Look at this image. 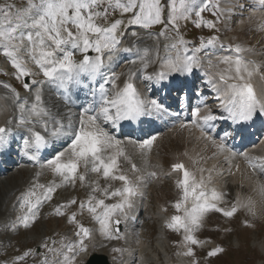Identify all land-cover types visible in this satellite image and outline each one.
I'll return each mask as SVG.
<instances>
[{"label": "snow or ice", "instance_id": "6c2138e0", "mask_svg": "<svg viewBox=\"0 0 264 264\" xmlns=\"http://www.w3.org/2000/svg\"><path fill=\"white\" fill-rule=\"evenodd\" d=\"M248 2V11L264 12V0ZM237 7L243 23L245 4L240 0L0 3V57L12 69L0 75L14 79L26 93L22 96L11 83L0 81V100L10 102L13 111L12 118L0 126V151L17 142L20 154L37 169L22 190L14 189L10 194L15 197L12 208L17 214L0 225V251L9 246L2 237L20 229L30 230L42 208L51 203L59 190L85 193L83 198L71 196L53 205L49 213L64 218L71 228L69 233L42 237L35 248L10 257L6 264H27L29 258L33 264H77L88 252L95 234L108 242L126 240L129 222L137 219L138 200L145 195L143 189L159 176L155 171L142 174L125 141L117 139L111 130L144 116L170 114L157 99L141 92L142 81L160 91L174 87L179 92L200 73L202 85L218 101L220 112L226 114H215L201 97L203 107L190 110L191 119L179 123V129L188 130L190 135L198 131L196 140L204 142L203 151L211 147L213 152L195 157L185 152L192 168L181 161L170 165L169 175L177 176L178 198L171 205L176 214L163 227L182 234V240L174 246L184 250L177 255L189 258L190 264H200L195 248H203L211 241L199 239L197 233L202 231L209 214L219 213L231 219L244 209L255 216L250 199L237 197L229 207H221L229 203L228 193L214 186V174L223 173L215 164L210 168L203 166L219 155L227 161L240 156L254 174L264 176V157L232 151L226 143L230 132H224L219 139L209 132L215 130L218 120L244 124L264 117V100L253 85L257 76L264 82V71L247 58L248 54H255V46L240 42L225 46L218 35L219 25L231 21L237 15ZM204 13L211 18H205ZM189 21L196 29H207L210 34L197 37L198 42L186 39L181 29ZM251 31L264 33V19ZM121 53L129 54L126 70L117 72ZM149 68L154 70L149 72ZM80 89L87 90L88 99L79 113L70 107L62 112L46 102V92L55 90L56 96L69 105L74 90ZM188 101L186 94L183 99L178 97V108L188 110ZM156 139L151 136L127 143L139 150L147 164ZM125 165L130 167L126 169ZM235 167L239 171V165ZM229 173L233 174L230 169ZM45 175L51 177L47 183L41 182ZM84 216L97 227L85 226L78 219ZM245 226L255 227L248 222ZM112 252L121 256L128 252L131 256L127 248L113 247ZM223 252L217 246L207 251L205 258Z\"/></svg>", "mask_w": 264, "mask_h": 264}, {"label": "rangeland", "instance_id": "374dc122", "mask_svg": "<svg viewBox=\"0 0 264 264\" xmlns=\"http://www.w3.org/2000/svg\"><path fill=\"white\" fill-rule=\"evenodd\" d=\"M236 1V0H235ZM245 4H248L247 6H245V9H248L249 7H251V5L249 4L248 1L244 0ZM247 2V3H246ZM0 3H4V0H0ZM244 13H246L245 16H243V21H246L247 24L245 25H249V23H252L251 19V13L254 14L253 16L256 15V13L260 14H264V12H251V11H244ZM243 13V14H244ZM209 15L208 13L204 14ZM262 18L264 17L263 15H261ZM249 17H251V19H249ZM211 18V17H208ZM235 18V22H233L229 27V29H226V23L225 26L224 24L219 25L220 27V38L223 39H229L232 43H236V42H240L243 43V41L246 42L245 46H255L256 51L258 52L256 55H263L264 53V40H261V37L264 35V33H258L257 35H255L254 31L251 30H243L242 31V23L241 22V17H232ZM191 27L190 30H188V32L191 34H197V32H199V29H196L192 24L189 25ZM224 28V31H223ZM193 29V30H192ZM203 31H207V33H209V31L207 29H202ZM185 34V33H184ZM197 36L195 35L193 41L194 42H198L197 41ZM228 40V41H229ZM261 40V41H260ZM229 41V42H230ZM264 56V55H263ZM264 58V57H263ZM264 61V59H262ZM120 66L123 68H116L115 70L117 72L122 71L125 66L126 63L122 62L120 63ZM11 72L12 69L10 68V66H8L4 60L3 57H0V72ZM0 77H2L4 79V82H8L11 83L13 86H15L16 88L19 89V91L21 92V95H26V93H24L23 89L20 87V85L14 80L11 79L9 76H5V75H0ZM162 135V136H161ZM159 138L156 139V141L154 143H156L158 141L159 143V147L155 148V155H158L161 152V147L163 149H166V145L171 143L173 146H178L180 147V140H171L169 143L166 142V144H164V140L167 141L169 140V136L167 138V136H165L166 134H161ZM199 134H193L192 137L195 136V138L198 136ZM167 138V139H166ZM189 141L192 144L196 143V140L193 138H190ZM197 147H203L204 146V142L203 141H197ZM187 145V144H185ZM154 146V145H153ZM183 146V145H182ZM132 150L131 153V157L132 160H143V158L139 155H141L139 153V150L134 148H130ZM158 151H157V150ZM168 149V148H167ZM175 155V154H174ZM151 155H149L150 157ZM171 156V155H170ZM182 156V155H181ZM139 157V158H138ZM166 157H167V153H166ZM159 160V159H158ZM166 163V162H165ZM219 164V163H218ZM222 166V165H221ZM233 167V163H227L225 165L224 169H227V175L224 173L223 174V178H226L228 180H223L221 179L220 176L219 180L221 183V187H222V191L224 192V189L226 191V188L228 189V193L232 192L234 190H237V192L235 191L234 196L237 198L238 193L242 196L243 200H249L251 197H253L252 194H250L249 192H244V190H242L239 186L234 185L235 183L231 181L232 177L235 176V172L234 174L229 178V169L231 170V172H233L232 170ZM163 171H165L164 169H162ZM220 170V167H219ZM224 170H221V172ZM21 175L23 177H25L26 171L21 170L20 174L18 172L12 173L7 176H5L6 178H14L16 180H19V178H21ZM231 175V174H230ZM49 179H51L50 175H48ZM238 178V176H236ZM42 179V178H41ZM171 180H167V186L170 187V185L173 186V182H170ZM151 182V181H150ZM228 182V186L225 188L226 183ZM237 183V182H236ZM263 184V182H262ZM231 185V186H229ZM167 186L165 185H161L160 189L161 190V194L159 196L155 195L158 192H160V190L158 188H156V186L154 185L151 190H153L151 192V197L153 200L156 201V199H160V198H164L168 200V197L170 196V192L169 189L167 188ZM2 188H0L1 190ZM156 191V192H155ZM240 191V192H238ZM242 192H244V194H242ZM84 190H72V189H68V190H59L56 193V201L57 202H63L64 200L70 198L71 196H76L77 198H83L84 196ZM163 195V196H162ZM232 197V196H231ZM230 197V198H231ZM230 204V203H229ZM0 212L2 213V210L0 209ZM17 214L16 210H13L10 212V216L9 219H14L15 215ZM50 219H45L43 220L40 219L39 221L34 223V226L32 229L30 230H24V229H20L18 230L17 233H10L8 236L6 237H2L3 242L5 244H8L9 246L4 249L2 251L3 254L2 257H0V262H2L1 260H4L7 256L9 255H19L20 253H22L23 251H25L26 249L29 248H35L38 244V241L36 240V237H38L37 239L40 240L42 237H45L47 235H54L55 233H69L71 228L69 226V228H65L64 226L62 227L63 231L60 230L59 228H53V224L54 226L56 225V227L61 223V224H66L64 222V218L62 219H55V217L52 216H48ZM210 217H213V219H209ZM78 219L81 220V222H83L84 224H86L88 226V221H91L87 216L84 217H78ZM1 220V219H0ZM60 221V222H59ZM58 222V223H57ZM245 222H249L252 224H255L256 226H258L260 229L262 230V234L259 235V237H257V230L256 228H249L250 230L247 229V227L245 226ZM150 225V223H149ZM49 226V227H48ZM89 226L91 227L92 224H89ZM48 227V228H47ZM148 227V226H147ZM147 227L146 229L143 231L144 233L147 231ZM143 229V227H141ZM197 236L199 239L201 240H209L211 241L210 243L206 244L203 248L197 247L195 248L196 254H197V259H199L200 264H264V217H259L256 219H251L249 217V213L243 214L241 212V210L231 219L225 218L223 217L221 214L219 213H211L207 216V218L205 219V223H204V227L202 229V231H200L199 233H197ZM249 236V237H248ZM13 237L12 241L10 240ZM154 233H152V238L150 242H147L150 244V248L152 250V253L155 255L157 253H159V247H157L155 245V243L153 242L154 239ZM248 237V239H247ZM10 240V241H9ZM173 240V244H172V252H173V257L171 259L176 260L178 257L183 258L187 264H190V260L187 257H184L182 255H177L178 252H182L184 249L183 248H178L175 247L174 244L179 243L182 240V234H176L173 236L172 238ZM245 242V243H244ZM105 243H110L108 241H105ZM216 244V246L222 247L224 249V252L221 254H218L216 257H211V258H205L206 257V252L210 251L211 248L210 247H214V245ZM245 244L247 245V247L245 246ZM11 245V247H10ZM245 246V248H244ZM16 249H19L20 251L17 252ZM9 251V252H8ZM145 251V249L143 250V252ZM6 252V254H4ZM117 254V253H114ZM77 264H81V262L79 261V263L77 262Z\"/></svg>", "mask_w": 264, "mask_h": 264}, {"label": "bare ground", "instance_id": "6f19581e", "mask_svg": "<svg viewBox=\"0 0 264 264\" xmlns=\"http://www.w3.org/2000/svg\"><path fill=\"white\" fill-rule=\"evenodd\" d=\"M246 1H248V0H246ZM240 2L241 3H244L245 4V2H244V0H240ZM232 3H236V1L235 0H232ZM247 3V2H246ZM248 4H245V6H247ZM222 6H228V5H226V4H223L222 3ZM250 8V7H249ZM246 11H247V9H245ZM244 10V11H245ZM244 11H243V13H244ZM236 12H237V15H240V9L237 7L236 8ZM244 15H246V13H244ZM251 15V17H252V19H251V21H252V23H249V25H245V24H247V22L246 21H243V23H242V31L243 30H245V31H247V30H251V29H254L255 27H256V25H257V23L261 20V19H264V17L262 18V16L261 15H263L264 16V14H258V13H256V15L255 16H253L254 14H250ZM233 22H235V20H234V18H232L231 19V21H228V22H226V29H229V27H231L230 25L233 23ZM241 23V22H240ZM229 26V27H228ZM255 33V35H257L258 33H256V32H254ZM261 34V33H260ZM261 40H264V35L261 37ZM260 40V41H261ZM228 45L229 44H231L228 40H226L225 41ZM264 42V41H263ZM243 44L244 45H246V42L245 41H243ZM127 58H128V56H127ZM126 58V59H127ZM152 69L153 68H149L148 69V71L149 72H152ZM126 70V69H125ZM124 70V71H125ZM138 75H139V73H138ZM144 82H146V81H142V82H140L139 83V88H142L143 87V84H144ZM253 85H254V88H255V90L257 91L258 90V85H257V79H256V77H254V79H253ZM75 92H78V90H74ZM206 91V90H205ZM3 92V90L2 89H0V93H2ZM74 95V94H73ZM78 95H81V94H78ZM211 96V100H214L215 102L214 103H212L214 106L213 107H215V105H218V101L217 100H215L214 98H213V94H211L210 95ZM45 99H46V102L50 105V106H52L54 109L56 108V107H59L60 108V110L63 112V111H67L68 110V108L70 107L71 108V110L73 111V110H77V112L76 113H79V109H80V107L78 106V103L77 102H75V103H72V104H69V105H65L64 104V102H63V100L61 99V98H58V97H55V95H54V93H53V90H49V91H47L46 92V95H45ZM217 113H218V115H221V112H220V109H218L217 110ZM12 115H13V111L11 110V107H10V102H8V101H5V100H0V126H5V124H6V121L8 120V119H10V118H12ZM160 120V119H159ZM186 130H184V132H185ZM183 132V133H184ZM178 133L179 134H182V130H179L178 131ZM197 133V132H196ZM195 133V134H196ZM199 134V133H198ZM170 138H169V140H167V141H165L164 140V144H166V142H170L172 139H173V135H171V136H169ZM168 138V137H167ZM166 138V139H167ZM175 138V137H174ZM172 143V142H171ZM171 143H169L168 144V146H173ZM156 146H158V145H156ZM197 146V145H196ZM128 148H131V147H128ZM204 150V146L201 148V151H199L198 153H203L205 156H209V155H212V152H213V149L211 148V147H209L208 149H207V151H203ZM127 151H128V149H127ZM7 152H8V149H6V153H5V155H7ZM129 152V151H128ZM198 153H196L195 155L194 154H190L189 156H192V157H195ZM247 153H249V155L250 156H253V157H264V141H262L258 146H253V148L251 149V150H247ZM179 155V154H178ZM178 155H174V154H171V162L170 163H174V162H176V161H172V160H175L176 158L175 157H177ZM159 157V156H158ZM139 158V157H138ZM178 159H181V160H183V158L184 159H186L187 160V158L188 157H186V156H184V155H179L178 157H177ZM133 161V160H132ZM159 161H161V163L163 164V161H162V158L161 157H159ZM150 162V165L149 164H145V162L144 161H140V162H137V161H133V163H135L136 165H137V167H139L140 169H141V172H142V174H147V169L150 167V166H152V170L153 171H155V172H157V165L154 163V162H152V161H149ZM234 163L235 165H239V171H237V169H236V167L235 166H233L232 167V171L233 172H231V173H233L234 174V172L236 173L235 174V176L234 177H232V179H231V181L232 182H234L235 184L234 185H237V186H239L242 190H244V192H249L250 194H252L253 195V197H251L250 198V200L252 201V203H253V208H254V212H255V216H253V215H250V217L252 218V219H256V218H259V217H264V192H262L261 191V186H264V182L262 181V179H261V177L262 176H260V175H258V174H254L253 172H252V170L251 169H249L248 167H247V164H246V162L243 160V158L242 157H240V156H237V157H235V158H233V159H231L230 161H227V160H225V157H224V155H219V156H217L215 159H213V160H209L205 165H203L204 167H206V168H210V167H212V165L213 164H215V165H217V168H218V170H219V167H220V172H221V170H224V171H222V173L224 174H226L227 175V172H226V170L227 169H224L225 168V165L228 163ZM170 163H168V164H170ZM219 163V164H218ZM222 165V166H221ZM128 167H130V166H128V165H125V168L127 169ZM190 168H192V165L190 166ZM25 171H26V173L28 174H30V176H29V178L28 177H26V179L25 178H19V180H16V179H14V178H6V177H4L3 176V178H0V188H2L1 190H0V196H1V202H0V206L2 205V203L5 201V200H7V201H9L10 199H12V201L15 199V197L14 196H11L10 194H11V192L14 190V189H19V188H22L23 186H25V184H27V182H29V180H30V178L32 177V173L28 170V169H25ZM157 174H158V176H159V173L157 172ZM197 175H199V173H197ZM229 178L232 176V174L230 175V173H229ZM236 176H238V178L236 177ZM7 177H8V175H7ZM22 177V176H21ZM27 178H28V180H27ZM219 178H220V176H217L216 174H214V186L218 189V190H220V191H222V187H221V183H220V181H218L219 180ZM221 179H223L224 181L225 180H228V179H226V178H223V175L221 176ZM237 182V183H236ZM262 182H263V184H262ZM149 183H154L156 186H158V187H161V184L162 185H164V183H165V180H163L162 178H160V176H159V179H157V180H153V181H151V182H149ZM148 183V184H149ZM227 184V186H228V182L226 183ZM226 186V187H227ZM229 186H231V185H229ZM168 188V187H167ZM169 189V188H168ZM20 190V189H19ZM162 190V189H161ZM149 192H151V190H149ZM225 192H228V189L226 188V191ZM145 193V192H144ZM160 195V194H159ZM145 196H146V193H145V195H144V198H145ZM237 197H240L241 199H242V196L238 193V195H237ZM169 198L170 197H168V200H169ZM148 200H149V197H148ZM167 199H164V198H160V199H156V201L157 202H155V200H153L152 199V202H151V205H152V207L153 206H155L157 209H161L162 207L164 208L165 206H164V204H166L167 203V201H168ZM12 201H11V203H12ZM9 205H11V204H9ZM4 208L2 209V213L0 212V218L2 219L3 217V219H2V222H4L5 221V219H6V210H8L9 209V206H8V204L6 203V206H3ZM244 210V209H243ZM244 211H246V210H244ZM247 212V211H246ZM147 213H149V216H158L157 217V219H158V225L161 227V224H160V222H159V219L160 218H162V216H163V214H160L159 212L157 213V214H153V212H152V210L150 209H148L147 210ZM155 216V217H156ZM161 221V220H160ZM60 222V221H59ZM58 223V222H57ZM57 227H63V224H59ZM163 232H161L160 234H159V237H160V235L162 234ZM169 238V237H168ZM160 243H162L163 244V242L164 241H159ZM145 249V246H144V244L143 243H140L139 245H138V248H137V250H139V254H140V257H142V255L144 256V257H146L145 255H144V252H143V250ZM129 252L131 253V256H129V254H128V252H126V255H127V259L126 260H124L123 262H125V264H132V262L131 261H133V260H135L136 259V257L138 256V253L136 252V251H132V250H130L129 249ZM163 255H164V259H165V261H166V263L165 264H169V261L167 260V256H168V253L166 252V250H164L163 251V253H162ZM147 258V257H146ZM145 260H147V259H145ZM177 264H185L184 262H182V261H179Z\"/></svg>", "mask_w": 264, "mask_h": 264}]
</instances>
